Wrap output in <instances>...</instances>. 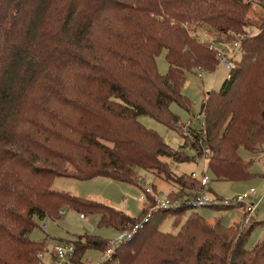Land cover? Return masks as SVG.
<instances>
[{
	"label": "trees",
	"instance_id": "obj_1",
	"mask_svg": "<svg viewBox=\"0 0 264 264\" xmlns=\"http://www.w3.org/2000/svg\"><path fill=\"white\" fill-rule=\"evenodd\" d=\"M253 4L264 9V0H0V264H55L52 248L44 255L51 261L42 262L46 242L27 236L34 216L56 218L67 206L120 231L155 199L147 194L134 217L53 189L55 177L104 176L138 186L143 169L170 182L173 199L200 183L190 173L176 175L161 156L182 163L204 153L216 179L257 177L237 152L264 142V16L248 18ZM194 23L220 40L245 35L230 77L202 101L204 133L195 135L202 145L190 142L169 108L189 107L181 93L185 72L218 66L210 40L190 33ZM163 50L169 66L161 75L156 57ZM139 115L177 129L194 155L170 147ZM189 208H151L131 239L99 264H264V239L247 248L258 222L225 227L190 210L176 232L159 229L164 217L179 219ZM62 242L74 245L76 261L106 247L90 234Z\"/></svg>",
	"mask_w": 264,
	"mask_h": 264
},
{
	"label": "rangeland",
	"instance_id": "obj_2",
	"mask_svg": "<svg viewBox=\"0 0 264 264\" xmlns=\"http://www.w3.org/2000/svg\"><path fill=\"white\" fill-rule=\"evenodd\" d=\"M248 18L251 21L258 22L264 16V9L261 6L252 5L248 12ZM190 33L198 40H211L212 34L207 30L208 26L194 23L188 26ZM168 62L165 58V50H163L156 57V67L159 74L164 75L168 71ZM228 69L218 64L214 71L204 69H194L185 72V80L181 87V93L189 102V107L186 108L177 102H172L169 108L173 114L177 116V125H182L188 121H192L193 127L200 128L202 122L198 119L201 111V104L206 94L211 91H217L222 82L225 80ZM138 120L148 129L156 132L165 143L176 150L182 149L185 146V154L189 156L194 155V150L190 147V142H186L182 137L181 132L175 128H170L164 123H161L148 115H139ZM255 151H250L244 147L238 148V155L245 161L249 162V171L256 174L255 180H243L232 182L229 180L216 179L212 173L204 166L203 159H192L194 161L175 162L170 158L161 156V159L170 163L171 170L176 175L182 173L195 172L198 176L202 170H205L210 179L207 196L214 199L216 196L222 198H229L233 195L240 194L249 190L251 186H257L264 178V142L263 145L256 146ZM141 172V179L138 181L139 185L129 184L112 180L104 176H98L87 180H77L70 177H55L52 181L51 187L55 190L64 191L72 195L79 196L83 199H90L98 202L108 204L118 210H121L131 216L138 217L141 208L144 206L140 200L141 192L145 187H152L158 190L162 195H166L169 189L172 188L170 182H166L155 174L149 171L139 169ZM261 175V176H259ZM252 199V197H251ZM254 201V199H252ZM255 203V202H254ZM241 206H233L226 208H215L210 206L198 207L194 211L200 214L207 222L214 220H221L225 227L233 221L240 222ZM258 219L264 220V198L257 206ZM63 214L56 218L46 216L42 219L34 216V227L28 233V238L34 241L46 242V248L51 249L57 242L73 241L79 235L90 234L98 237L100 240L115 239L120 231L110 226H100L98 224V214L86 213L87 220L80 217V212L76 209L62 206ZM60 212V211H59ZM179 219L166 216L159 221L158 227L162 232L174 233L185 222L187 214ZM243 218V217H242ZM252 218V217H251ZM264 239V222L259 225L256 224L248 238L247 248L251 249L256 243ZM103 255L101 250L88 249L84 253V258L90 259V264H96L98 259ZM48 257L44 256L46 260Z\"/></svg>",
	"mask_w": 264,
	"mask_h": 264
},
{
	"label": "built area",
	"instance_id": "obj_3",
	"mask_svg": "<svg viewBox=\"0 0 264 264\" xmlns=\"http://www.w3.org/2000/svg\"><path fill=\"white\" fill-rule=\"evenodd\" d=\"M245 37L244 34L239 32H231V40H220L216 39L212 36L210 40V48L216 51V59L218 64L224 65L228 69L227 78L230 77L231 70L235 67V60L240 52V44L241 41ZM198 119L200 122L203 121L204 115L202 112L199 113ZM182 130L186 135L190 136V142H197L199 145H202L201 137H198V141L195 139V135L198 133H204V128H196L193 127L192 121H188L187 123L182 125ZM196 131V132H195ZM192 132L194 134H192ZM203 150V148H202ZM197 158V157H196ZM204 161H206V154L204 153L203 157H201ZM206 167V166H205ZM190 176L196 178L200 186L191 191L189 195H185L183 197L170 198L169 196L162 195L158 192L157 189H153L152 187H145L140 195V200L143 201L144 205H147L148 197L147 194L154 195V202L149 207L148 211L142 216V218L137 221L133 226L128 229L120 230L119 235L115 239H109L106 241V247L104 249L103 255L98 259L96 264H99L109 258L115 251V249L125 241H129L133 236V233L142 226L144 222H146L150 217V209H167V208H179L183 205H188L190 210H195L198 207L204 206H224V207H233V206H241L244 209V217L243 223L248 224L251 217L254 215V211L256 208V204L250 200V196L255 193L253 188L242 192L237 195H233L229 198H222L216 196L214 199H210L207 196L208 186L210 183V179L207 176L205 170L200 172L198 176L195 172H191ZM60 213H63V210H60ZM80 217L83 220H87V216L85 214H80ZM38 252V257L43 258L44 255L50 256L49 249L46 251ZM52 252L55 254L54 259L52 260L55 264H90L91 260L84 258L82 260L76 261L75 257V248L72 243L69 242H58L52 247ZM44 259V258H43ZM51 259H44L42 262L49 263Z\"/></svg>",
	"mask_w": 264,
	"mask_h": 264
},
{
	"label": "crops",
	"instance_id": "obj_4",
	"mask_svg": "<svg viewBox=\"0 0 264 264\" xmlns=\"http://www.w3.org/2000/svg\"><path fill=\"white\" fill-rule=\"evenodd\" d=\"M262 145H263V143L261 144V146ZM193 159H195V158H193ZM197 159H201V158H197ZM197 159H195V160H197ZM192 161H194V160H192ZM204 164H205L204 166H206V162H204ZM255 179H256V177L253 178V180H255ZM249 188L250 189L253 188L255 190V193L250 196V200L254 199L253 202H255V204H256V208H255V211H254V215L249 220V223H251V222H258V224L261 225V224H263L264 220H259L258 219V213H257L256 210L258 208L257 206L260 204V201L262 200V198H264V178H263V180H261V183L259 185H257L256 187L255 186H251ZM251 197H252V199H251ZM239 209H240V207H239ZM240 217L241 218L239 220L240 221H243V218H242V217H244V209H243V207L240 209ZM214 222H215V220L213 222H211V223H214ZM220 222H221V220H220ZM234 224H236V221L231 222L229 224V226H233Z\"/></svg>",
	"mask_w": 264,
	"mask_h": 264
}]
</instances>
